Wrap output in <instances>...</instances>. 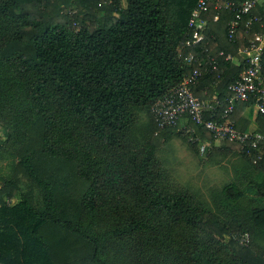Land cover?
I'll use <instances>...</instances> for the list:
<instances>
[{
	"label": "trees",
	"instance_id": "trees-1",
	"mask_svg": "<svg viewBox=\"0 0 264 264\" xmlns=\"http://www.w3.org/2000/svg\"><path fill=\"white\" fill-rule=\"evenodd\" d=\"M197 1L0 0V264H264V144L248 154L188 118L201 143L221 142L259 168L212 190L216 211L171 185L155 156L178 127L160 128L154 104L212 56L218 71L194 92L217 97L223 111L244 70L241 49L264 32L260 22L245 25L264 3L233 39L235 11L212 6L206 39L189 46ZM254 105L237 104L240 130L251 129ZM257 118L253 130L264 134V113ZM20 177L39 189L41 205Z\"/></svg>",
	"mask_w": 264,
	"mask_h": 264
},
{
	"label": "built area",
	"instance_id": "built-area-1",
	"mask_svg": "<svg viewBox=\"0 0 264 264\" xmlns=\"http://www.w3.org/2000/svg\"><path fill=\"white\" fill-rule=\"evenodd\" d=\"M264 0H198L192 10L188 28L191 32L186 44L197 45L206 39L205 28L207 19L205 14L213 6L215 9H232L236 17L230 22L229 38L233 39L244 15L252 13ZM218 19V15L215 17ZM260 22L264 28V14H252L245 25L251 29L253 23ZM243 59L244 70L240 77L229 84L231 95L227 99V107L221 111L222 102L217 97L211 100L202 99L194 92V87L205 73L218 71V62L212 57L204 59L199 66L187 74L181 83L160 98L153 106V112L160 128L177 127L182 119L189 118L195 124L204 126L219 141H235L241 144L242 150L251 154L253 150L261 151L264 144V134L249 129L242 131L236 126L232 115L239 102L255 101V109L264 113V32L257 31L249 39L245 48L240 51ZM191 53L187 59L192 61ZM226 59H236L231 54ZM219 77V76H218ZM209 112V117H206ZM187 132L193 134L192 141H199L195 128L181 123ZM200 149L205 152L208 143L200 142ZM243 244L250 241L248 233L240 237Z\"/></svg>",
	"mask_w": 264,
	"mask_h": 264
},
{
	"label": "rangeland",
	"instance_id": "rangeland-1",
	"mask_svg": "<svg viewBox=\"0 0 264 264\" xmlns=\"http://www.w3.org/2000/svg\"><path fill=\"white\" fill-rule=\"evenodd\" d=\"M71 6H67L69 9ZM66 8V9H67ZM147 114L143 113L141 120L147 119ZM258 113L253 108V114L251 116V129H256L259 126L258 121ZM178 128L173 131L171 136L166 138L163 143H167L172 138H179L184 144H186L189 148L191 147L188 141L185 139L190 137L188 132L180 125ZM3 131V130H2ZM0 131V133L2 132ZM3 139L8 138V133L4 132L1 136ZM217 146H209L208 150L203 152V156L200 160V164L203 166L201 173L199 174L203 179L201 182V186L197 188L189 187L190 190L199 192L200 196H197L199 200H203L207 205H209L212 210L216 211V202L211 196L210 192L212 190H218L221 186L229 181H248L252 177H256L259 175V168L249 162L244 156L243 153H240L238 150L234 149L233 151H227L220 147L221 142L215 141ZM6 148V144L2 146V149ZM197 149L195 151L190 150L193 154L200 156L201 149ZM6 162L0 158V175L4 174L3 166H5ZM214 168V176L215 180L210 181L204 171L206 168ZM19 185L22 190L27 193L30 198L33 200L35 205H41L42 195L39 189L33 186L28 179L24 177L19 178ZM14 201V200H13ZM16 201V200H15ZM227 217V216H226Z\"/></svg>",
	"mask_w": 264,
	"mask_h": 264
},
{
	"label": "clouds",
	"instance_id": "clouds-1",
	"mask_svg": "<svg viewBox=\"0 0 264 264\" xmlns=\"http://www.w3.org/2000/svg\"><path fill=\"white\" fill-rule=\"evenodd\" d=\"M155 156L160 170L167 175L171 185L180 188L201 186L203 178L199 174L203 167L200 164L203 153L197 156L179 138H172L159 145ZM204 171L210 181L215 180L214 168L209 167Z\"/></svg>",
	"mask_w": 264,
	"mask_h": 264
},
{
	"label": "crops",
	"instance_id": "crops-1",
	"mask_svg": "<svg viewBox=\"0 0 264 264\" xmlns=\"http://www.w3.org/2000/svg\"><path fill=\"white\" fill-rule=\"evenodd\" d=\"M189 62H190V60H188ZM183 122L187 125V124H189V122H188V118L186 117V118H184V119H182V121H181V123L183 124ZM182 126V125H181ZM203 153V152H202Z\"/></svg>",
	"mask_w": 264,
	"mask_h": 264
}]
</instances>
